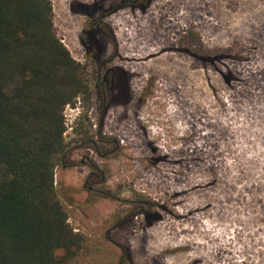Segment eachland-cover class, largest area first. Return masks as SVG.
I'll return each instance as SVG.
<instances>
[{"label": "rangeland", "instance_id": "rangeland-1", "mask_svg": "<svg viewBox=\"0 0 264 264\" xmlns=\"http://www.w3.org/2000/svg\"><path fill=\"white\" fill-rule=\"evenodd\" d=\"M50 1L55 33L90 84L87 103L63 109L66 166L55 184L83 237L64 264H264V0L116 11L101 58L117 50L109 66L127 73L128 90L107 96L102 125L79 40L88 27L79 4L90 0ZM147 114L158 138L140 121ZM161 243L175 248L161 253Z\"/></svg>", "mask_w": 264, "mask_h": 264}, {"label": "trees", "instance_id": "trees-1", "mask_svg": "<svg viewBox=\"0 0 264 264\" xmlns=\"http://www.w3.org/2000/svg\"><path fill=\"white\" fill-rule=\"evenodd\" d=\"M85 72L55 33L50 0H0V264H64L82 244L55 168L63 109L90 98Z\"/></svg>", "mask_w": 264, "mask_h": 264}, {"label": "flooded vegetation", "instance_id": "flooded-vegetation-1", "mask_svg": "<svg viewBox=\"0 0 264 264\" xmlns=\"http://www.w3.org/2000/svg\"><path fill=\"white\" fill-rule=\"evenodd\" d=\"M148 1L149 0H117L116 4H114L113 0H109L106 6H102V0H90L91 6L88 4H79L81 6L78 12L85 17L84 22L88 26L83 30V35L79 40L84 47L86 58L88 56V58L91 59L90 61H92L96 69L93 89L101 100V108L104 107L106 98L111 95L112 90H128V75L117 65L109 66V63L117 57V50L109 58H101L104 51V44H100L99 36L106 35L103 28L109 29L107 19L116 11L126 6H140L141 3ZM111 38H114V36L111 35ZM104 109L105 108L101 111L100 125H102L103 122ZM93 148L97 150L98 147L93 146ZM61 166L65 167L66 164L62 163Z\"/></svg>", "mask_w": 264, "mask_h": 264}, {"label": "bare ground", "instance_id": "bare-ground-1", "mask_svg": "<svg viewBox=\"0 0 264 264\" xmlns=\"http://www.w3.org/2000/svg\"><path fill=\"white\" fill-rule=\"evenodd\" d=\"M188 1V0H187ZM195 1V0H194ZM203 1V0H202ZM202 1H200V2H202ZM209 1H211V0H209ZM168 2V1H167ZM196 2V1H195ZM204 2V1H203ZM183 3V2H182ZM189 3V2H188ZM205 3V2H204ZM203 3V4H204ZM166 4V3H165ZM185 4H186V2H185ZM194 4V3H193ZM196 4V3H195ZM202 4V5H203ZM200 5H201V3H200ZM206 5V4H205ZM208 5V4H207ZM183 6V5H182ZM197 6V5H196ZM196 6H194V7H196ZM211 6V5H210ZM209 6V7H210ZM214 6V5H213ZM185 8H186V6H185ZM174 9V8H173ZM172 9V10H173ZM182 9V8H181ZM209 9V8H208ZM168 11V10H167ZM165 12V11H164ZM173 12H175V11H173ZM176 13V12H175ZM183 13V12H182ZM166 14V13H165ZM213 14V13H212ZM172 16V15H171ZM183 16V15H182ZM185 16V15H184ZM179 17V16H178ZM184 18V17H183ZM176 20V19H175ZM180 20V19H179ZM183 20V19H182ZM187 20V19H186ZM166 21V20H165ZM179 22V21H178ZM173 23V22H172ZM186 23V22H185ZM192 23V22H191ZM174 24V23H173ZM169 25H171V24H169ZM164 33V32H163ZM167 42V41H166ZM162 45V44H161ZM141 47V46H140ZM144 49H145V47H143ZM147 48V47H146ZM143 49V50H144ZM149 50V49H148ZM148 54H149V52H148ZM128 64V63H127ZM133 64V63H132ZM142 64H144V63H142ZM141 64V65H142ZM150 64V63H149ZM129 66V65H128ZM149 67V66H148ZM152 67V66H151ZM135 68V67H134ZM137 68V67H136ZM139 68V67H138ZM145 68V67H144ZM147 68V67H146ZM132 69V68H131ZM143 69V68H142ZM137 70V69H136ZM164 74H165V71L163 72ZM159 74H161V73H159ZM166 75V74H165ZM172 75V74H171ZM161 76H162V74H161ZM163 77V76H162ZM165 79V78H164ZM171 79H172V77H171ZM173 80V79H172ZM171 81V80H170ZM166 83V82H165ZM171 83V82H170ZM177 83V82H176ZM175 83V84H176ZM173 84V83H172ZM171 85V84H170ZM163 87H164V85H163ZM169 87V86H168ZM172 88V87H171ZM176 88H177V86H176ZM178 88H179V86H178ZM163 90H164V88H163ZM176 91V90H175ZM159 96H160V98H158V99H160L161 101L164 99H162V97L164 96V93L163 92H160L159 93ZM153 100H155V98L153 99ZM159 101V100H158ZM151 105V104H150ZM130 107V106H129ZM135 108V107H134ZM154 113V112H153ZM149 114V113H148ZM145 115L143 118H141V123H142V125H143V127H144V129H146L147 131H150V133H151V137L153 138V137H159L160 135H161V131H160V129L158 128V127H156V125H159V123L158 122H156V121H153L152 119H150L151 118V116L150 115ZM135 115V114H134ZM158 115V114H157ZM170 116V115H169ZM163 117V116H162ZM177 117V116H176ZM138 118V117H137ZM153 118H154V116H153ZM164 118V117H163ZM135 119V117L133 118V120ZM139 119V118H138ZM156 119V118H155ZM161 119V118H160ZM174 119V118H173ZM163 120H165V119H163ZM168 120H169V118H168ZM128 121V120H127ZM161 121V120H160ZM167 121V120H166ZM170 121V120H169ZM151 124H152V126H151ZM129 126V125H128ZM163 127V126H162ZM130 129V128H129ZM132 130L134 131V128H132ZM147 131H145V132H147ZM163 131V130H162ZM181 136V135H180ZM189 137V136H188ZM133 138V137H132ZM135 139V138H134ZM152 140V139H151ZM132 142V141H131ZM133 143H135V142H133ZM140 146V145H139ZM138 148V147H137ZM143 149V148H142ZM131 152H130V150H129V153L128 154H130ZM137 154V153H136ZM142 155V154H141ZM150 155V154H149ZM139 157H141V156H139ZM202 157V156H201ZM135 158V157H134ZM136 159V158H135ZM134 159V160H135ZM131 160V159H130ZM136 160H138V158L136 159ZM127 162V161H126ZM128 164V163H127ZM117 165V164H116ZM126 166V165H125ZM124 166V167H125ZM141 166V165H140ZM143 166V165H142ZM126 168V167H125ZM129 168H130V166H129ZM135 168V167H134ZM138 168V167H137ZM159 168V167H158ZM131 169V168H130ZM125 170V169H124ZM137 170V169H136ZM134 172V171H133ZM124 175V174H123ZM174 191H175V189H173ZM180 192V191H179ZM174 193H176V192H174ZM169 201V200H168ZM202 203V202H201ZM194 205V204H193ZM189 206V205H188ZM185 213H187V212H185ZM180 215H182V214H180ZM186 216V215H185ZM163 218V217H162ZM193 218V217H192ZM191 218V219H192ZM167 221V220H166ZM184 221V220H183ZM160 223H162V222H160ZM178 223V222H177ZM190 237V236H189ZM193 237V236H192ZM172 238V237H171ZM183 238V237H182ZM181 238V239H182ZM187 238V237H186ZM196 238V237H195ZM175 239V238H174ZM177 239V238H176ZM190 239V238H189ZM193 239V238H192ZM186 240H188V239H186ZM168 242V241H167ZM197 242V241H196ZM199 242V241H198ZM180 243V242H179ZM190 243H191V240H190ZM196 244V243H195ZM180 245V244H179ZM182 245V244H181ZM171 246V245H170ZM179 247V246H178ZM175 248V247H174ZM174 248H172V249H174ZM172 249H170L169 248V246L167 245V244H165V243H161V245H160V251H161V253H167V254H169L171 251H172ZM182 249V248H181ZM198 252H199V250H198ZM191 253H193V251L191 252ZM197 253V252H196ZM196 255V254H195ZM198 255V254H197ZM201 255V254H200ZM205 256V255H204ZM200 257V256H199ZM203 258H205V257H203ZM169 260V259H168Z\"/></svg>", "mask_w": 264, "mask_h": 264}]
</instances>
